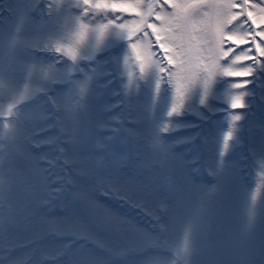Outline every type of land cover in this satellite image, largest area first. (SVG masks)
<instances>
[{"label":"snow or ice","instance_id":"obj_1","mask_svg":"<svg viewBox=\"0 0 264 264\" xmlns=\"http://www.w3.org/2000/svg\"><path fill=\"white\" fill-rule=\"evenodd\" d=\"M42 254L264 264V0H0V264Z\"/></svg>","mask_w":264,"mask_h":264},{"label":"rangeland","instance_id":"obj_2","mask_svg":"<svg viewBox=\"0 0 264 264\" xmlns=\"http://www.w3.org/2000/svg\"><path fill=\"white\" fill-rule=\"evenodd\" d=\"M120 59H121V64L123 65V55H121ZM234 82H241V81L235 80ZM101 91L103 92L102 89H101ZM105 98L106 99H109L110 98V94L109 93H105ZM234 111H242V110H234ZM257 114L259 115V112ZM219 118H220L221 122L224 123V127L221 130V133L226 132L227 131V122L225 121V119H224L223 116H220ZM189 119L192 120V121H196L197 120V118L195 116H191V117H189ZM194 131H196V130L195 129L182 130L180 132L174 133L173 135H174V137L179 138V137H182V136H185V135H190ZM177 147H178V151H184V150H186V147L187 146H185V145H178ZM256 174L258 175V170H256ZM256 187H257L256 183H253V189H255ZM124 210L127 212V214H128V216H129L130 219H132V220H134V221L139 222L140 224H142L140 222L139 217H140V213L141 214H143V213L139 209H134V208H131V207H126ZM144 218L147 219V221H149V219H148L147 216L144 215ZM142 225H144L145 227L150 226V224H147V222L143 223ZM25 259H28V258L25 257ZM40 259L44 262V264H51V261L48 260V259H46V254H42L40 256Z\"/></svg>","mask_w":264,"mask_h":264}]
</instances>
